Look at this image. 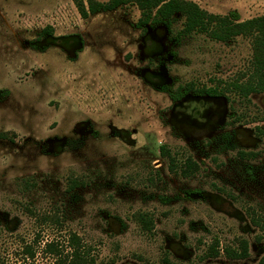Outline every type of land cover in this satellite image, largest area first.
<instances>
[{
    "label": "rangeland",
    "instance_id": "374dc122",
    "mask_svg": "<svg viewBox=\"0 0 264 264\" xmlns=\"http://www.w3.org/2000/svg\"><path fill=\"white\" fill-rule=\"evenodd\" d=\"M191 1L264 15V0ZM141 16L133 4L84 19L75 0H0L4 264H56L46 243L63 259L72 233L94 264H262L252 218H264V93L231 87L251 69V39L184 34L181 15L142 27ZM163 145L199 170L171 172ZM216 239L221 254L207 257ZM242 239L249 256L228 258Z\"/></svg>",
    "mask_w": 264,
    "mask_h": 264
},
{
    "label": "trees",
    "instance_id": "16d2710c",
    "mask_svg": "<svg viewBox=\"0 0 264 264\" xmlns=\"http://www.w3.org/2000/svg\"><path fill=\"white\" fill-rule=\"evenodd\" d=\"M76 6L82 18L87 19L91 15L99 12L114 11L122 6L133 4L141 11V18L138 25L160 23L171 26L177 15L185 18L182 32L184 34L205 33L215 41L229 43L236 38L243 36L251 39L253 57L251 69L243 78L245 81L238 80L233 82L231 87L241 96L249 98L254 93H264V15L255 16L242 20L237 11L222 16L210 13L202 9L196 2L191 0H109L100 2L88 0L87 4L82 0H75ZM202 96L220 97L225 96V92L219 86L196 88L191 87ZM161 155L168 159L171 172L177 170L184 177H190L199 170V164L191 158H187L184 166L179 167L177 160L173 157L170 150L165 145L160 148ZM247 156V155H246ZM77 179H73L70 188L76 189L80 186ZM136 220L146 230L154 228L153 218L148 213H138ZM252 222L258 226L264 238V218H252ZM68 247L70 253L61 258L63 251L59 250V244L55 241L46 243V252H56L58 255L56 264H94L95 260L86 251L81 238L77 233H72L68 237ZM219 241L216 239L209 247L207 257H218L221 254ZM224 254L230 259H243L249 256V242L242 239L238 243V248L226 247ZM264 264V257L261 259ZM0 264H4L0 259Z\"/></svg>",
    "mask_w": 264,
    "mask_h": 264
}]
</instances>
